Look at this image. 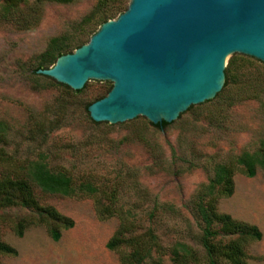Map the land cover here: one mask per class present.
<instances>
[{
    "label": "rangeland",
    "instance_id": "rangeland-1",
    "mask_svg": "<svg viewBox=\"0 0 264 264\" xmlns=\"http://www.w3.org/2000/svg\"><path fill=\"white\" fill-rule=\"evenodd\" d=\"M130 0H24L10 8L0 0V124L9 156L39 159L52 171L66 170L78 182L116 187L118 205L137 233L152 228L170 263L175 244L197 250L200 225L196 204L204 196L218 164L259 150L264 140V64L234 54L229 83L212 101L192 106L163 130L144 117L110 125L94 123L87 108L105 97L111 82L89 81L73 91L33 72L53 64L47 51L54 38L67 50L88 42L100 17L115 4L126 10ZM71 53V52H68ZM233 195L218 202L219 212L248 222L262 233L248 252L251 264H264V174L234 177ZM74 196L42 194L43 207H53L74 226L52 240L43 226L29 228L22 238L9 228L2 239L17 250L0 264H121L107 244L116 234L117 217L101 220L94 198L77 190ZM13 216L26 210H7ZM157 259V256L154 257Z\"/></svg>",
    "mask_w": 264,
    "mask_h": 264
},
{
    "label": "water",
    "instance_id": "water-1",
    "mask_svg": "<svg viewBox=\"0 0 264 264\" xmlns=\"http://www.w3.org/2000/svg\"><path fill=\"white\" fill-rule=\"evenodd\" d=\"M234 54L264 64V0H130L87 43L37 74L73 91L111 82L87 109L94 123L141 116L168 125L216 98Z\"/></svg>",
    "mask_w": 264,
    "mask_h": 264
},
{
    "label": "trees",
    "instance_id": "trees-1",
    "mask_svg": "<svg viewBox=\"0 0 264 264\" xmlns=\"http://www.w3.org/2000/svg\"><path fill=\"white\" fill-rule=\"evenodd\" d=\"M7 1L10 8L24 2V0ZM107 1L100 0L98 6L105 5ZM119 9L120 6L117 4L111 6L100 17V25L114 18V14L116 15ZM64 41L60 38L52 39L47 51V56L53 57L54 60L51 66L60 56L68 52L72 53L83 45L70 51L62 44ZM41 68H50V65L38 67ZM38 69L34 74H37ZM234 72V63L231 62L226 73L225 86L228 85L229 77ZM40 77L49 79L41 75ZM153 126L163 131L167 123ZM5 137L4 124H0V210L22 209L29 212L21 216L0 212V258L17 255V250L2 239V230L5 227L9 228L16 237L22 238L29 228L43 226L54 241L61 238L63 231L73 228L72 219L63 216L53 207L40 205L36 190L42 194L60 196H74L79 190L84 195L94 198L96 213L101 220L112 217L120 220L119 228L107 247L119 254L121 264H167L164 261L167 255L165 247L162 246L155 231L149 228L143 233H137V226L127 220L118 205L116 187L100 188L90 179L78 182L66 170L52 171L44 156L37 160L9 156L4 148ZM258 169L264 174V140L258 151L245 152L216 166L213 178L204 189V196L200 197L196 204L201 230L199 238L201 250L179 242L174 245L168 264H251L248 250L253 244L261 241V231L255 225L219 212L217 205L221 199L233 195L236 175L252 178ZM155 256L157 259L154 258Z\"/></svg>",
    "mask_w": 264,
    "mask_h": 264
}]
</instances>
